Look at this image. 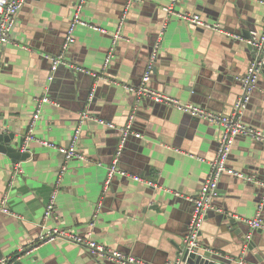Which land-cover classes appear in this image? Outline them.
Instances as JSON below:
<instances>
[{
	"label": "crops",
	"instance_id": "obj_1",
	"mask_svg": "<svg viewBox=\"0 0 264 264\" xmlns=\"http://www.w3.org/2000/svg\"><path fill=\"white\" fill-rule=\"evenodd\" d=\"M81 4L82 0H27L12 33L15 43L3 47L0 130L13 134L12 144L30 156L14 164L0 152V205L7 194L10 209V214L0 210V259L20 254L30 242L35 246L14 264H119L67 239L41 242L47 231L58 228L148 263L177 261L193 220L195 203L190 198L203 189L217 156L218 128L173 104L139 98L128 88L143 84L164 29L148 87L182 104L231 112L243 93V77L257 61L245 39L264 29V0H85L83 19L103 31L79 25L65 56L102 79L65 65L52 71L51 58L64 52L71 18ZM171 4L178 12L198 13L208 23H219L235 36L171 18L165 10ZM120 23L125 39L103 74ZM260 73L242 119L264 132L263 67ZM45 95L50 102L43 105L35 136L68 146L81 117L87 115L79 149L88 160L66 163L60 151L37 140L25 148L36 98ZM129 123L133 132L120 167L157 186L117 175L106 189L120 130ZM64 165L55 213L45 218ZM228 166L264 182V142L237 136ZM218 192L206 211L200 245L227 258L241 256L250 264H264V230L247 222L258 216L264 221L262 188L225 174ZM227 217L234 219L232 224ZM250 242L253 250L247 248Z\"/></svg>",
	"mask_w": 264,
	"mask_h": 264
},
{
	"label": "built area",
	"instance_id": "obj_2",
	"mask_svg": "<svg viewBox=\"0 0 264 264\" xmlns=\"http://www.w3.org/2000/svg\"><path fill=\"white\" fill-rule=\"evenodd\" d=\"M84 1L85 0H82L83 4H84ZM138 1H141V0H130V3L138 2ZM26 2L27 0H0V66H1L2 57H3V47L7 44L15 43L12 33L17 24L18 15L21 9L26 4ZM83 4L77 7L76 11L74 12L71 18L70 27L67 31L66 40L63 46L64 52L60 54L59 56H55L51 58L52 71L54 72L59 68V66L65 65L67 67L72 68L74 71L95 75L98 79H102L103 76L99 77L98 74L93 73L92 71L87 70L86 68L80 65L71 63L70 61H68L67 57L65 56V53L68 51L71 45L76 41L75 32H76V28L79 25H86V26H90L91 28L95 30L103 31V29L97 26L91 25L88 22H86L85 19H83L82 17ZM165 10L168 13V16L171 18L176 17V18H179L180 20L190 22L199 27L211 29L217 32H222L225 35H228L229 37L235 36L234 34L229 33L226 30H224L221 24L219 23H215V24L208 23L198 13L178 12L175 10V7L173 4L165 7ZM122 26H123L122 23H120L116 32L112 36V44L107 54V57L105 59V63L103 66V72H102L103 74H106L107 69L109 68L111 62L113 61L115 57L116 49L118 48L119 44L125 39L123 32H122ZM163 33H164V29L161 31V34L158 37V41L154 45L153 52H152L150 61L147 66V71L143 77V84L139 88H136V89L128 88V89L134 92L135 94H137L139 98L149 97L157 101L167 102L168 104H173L180 111L184 113H189L193 116L200 117L208 121L209 123L216 125L218 128L219 147L217 151V156L211 166L210 175L203 189L199 193V195L197 197L190 198L195 203V209H194V214H193V220L189 228V233L184 240V244L186 245L188 249L192 251L194 248L200 246L199 235L201 232V227H202V224L205 218V214H206V211L211 207L213 198L219 195L218 186H219V183L223 175L231 174L245 181L256 183L257 185H259V187L262 188L263 193H264V182L259 181L255 175H247L241 171H237L228 166L229 156H230L232 147L234 145V142L237 136L241 134L249 135L259 141L264 142V132L251 128L250 126L245 124L242 119L244 112L246 111L248 104L250 103L252 92L255 88L256 82L259 79L262 67L264 68V57L261 60L253 61L254 63L251 64L249 71L243 77L242 79L243 93L241 97L239 98V100L237 101V103L235 104L233 110L229 113H215V112L204 109L192 103L182 104L181 102L165 94H161L157 91H154L148 87L147 83L149 82L151 75L153 73V69L155 67V63H156L159 50L161 47V41L163 39L162 37ZM245 41L247 44L252 45L254 48H256L259 54H262L264 56V29L260 33L258 32L254 33L251 37L245 39ZM49 80L50 81L53 80L52 75L49 77ZM35 102H36L35 111L32 114L31 120L28 125V130L25 135V148L28 146L30 142H32L33 140H37L45 146H48V147H51V148H54L60 151L64 155L66 163H68L69 161L73 159H78L80 161L88 160V157L83 152H81L79 149V141L82 135V124L84 123L86 119H88V116L84 115L81 117V121L79 122V125L75 128L71 136L70 144L68 146H65V147L57 146L56 144L50 141L39 140L35 136V129H36L38 121L41 118L42 111H43V105L47 102H50V99L45 95V96L36 98ZM99 123L105 126H108L109 128H114L113 124L111 123L108 124L103 120H99ZM120 131H121V140L117 147L115 156L108 169L106 189L111 184L112 179L117 175L125 177V178H131L135 181L145 183L150 187H156L157 185L152 180H148L140 176L131 175L130 173L126 172L120 167V158H121L125 143L127 141V138L133 132L132 124L129 123L125 128L121 129ZM136 136L140 137L139 134H136ZM66 169H67V166L64 165L54 183L53 192H52L50 201L47 205V209L45 212V218L51 217L55 213L57 196L59 193L60 186L62 184L61 183L62 177ZM17 173H19L18 169L15 170V175H17ZM11 183L12 182H10V184ZM7 202H8V195L5 194L1 202V205H0V210L1 212L5 214H10V209L7 206ZM247 222L250 224V226H252L255 229L264 230V221L262 220L261 216H258L255 219L249 220ZM44 235L45 236L42 238V241H41L42 243L53 242L60 238L67 239L76 245H79L81 247H84L90 250L92 253L96 255L104 256L106 259L113 261V262H117L119 264H152V263H148L143 260H140L131 254H126L118 250L109 249L106 246L99 244L96 241L90 240L89 238H86V237H81L80 235H76L68 230L54 228V229H50L49 231H47ZM34 244L35 243L29 242L25 247H22L19 250L20 252L19 255L22 256L24 255V253L29 252V250H31L29 248H32L30 246L34 247L35 246ZM235 263L236 264H250L246 262L243 258L238 259L237 261H235ZM0 264H14V261L12 262L10 259L1 258ZM166 264H181V262L180 260H177V261L168 262Z\"/></svg>",
	"mask_w": 264,
	"mask_h": 264
},
{
	"label": "water",
	"instance_id": "obj_3",
	"mask_svg": "<svg viewBox=\"0 0 264 264\" xmlns=\"http://www.w3.org/2000/svg\"><path fill=\"white\" fill-rule=\"evenodd\" d=\"M249 37L250 36H248L247 38ZM248 50L254 52V60L263 59L264 56L262 54H259L256 48H254L252 45H248ZM14 138L15 137L13 134L3 133L0 130V152L7 154L15 164L18 160H27L30 155L28 152L22 151L17 145L12 144ZM225 219L231 220L230 224H232L234 220L231 217H227ZM247 248L249 250H253L254 244L250 242L247 245ZM1 256L2 255L0 254V257ZM241 258L243 257L240 256L227 258L225 256H222V254L219 255L213 250L206 249L201 245L191 251L186 247L185 244H183V246L180 248V252L178 255V260H180L181 264H236L235 261ZM15 264H23V262L17 261Z\"/></svg>",
	"mask_w": 264,
	"mask_h": 264
},
{
	"label": "trees",
	"instance_id": "obj_4",
	"mask_svg": "<svg viewBox=\"0 0 264 264\" xmlns=\"http://www.w3.org/2000/svg\"><path fill=\"white\" fill-rule=\"evenodd\" d=\"M19 253L15 254L10 260L13 262V261H16L18 258H19Z\"/></svg>",
	"mask_w": 264,
	"mask_h": 264
}]
</instances>
